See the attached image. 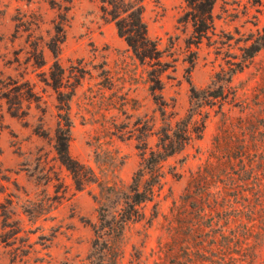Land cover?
I'll list each match as a JSON object with an SVG mask.
<instances>
[{"label": "rangeland", "instance_id": "obj_1", "mask_svg": "<svg viewBox=\"0 0 264 264\" xmlns=\"http://www.w3.org/2000/svg\"><path fill=\"white\" fill-rule=\"evenodd\" d=\"M142 5L148 36L171 66L157 97L149 90L148 68L102 18L99 0H0V264H202L196 233L187 228L194 219L181 222L174 209L191 176L213 161L212 140L223 123L264 116V49L233 77L235 97L220 113L210 109L202 138L164 162L160 189L142 207L143 219L112 236L98 231L99 215L105 209L107 220L118 216L142 160L139 147L154 149L162 124L156 102L172 123L183 116L190 89L206 88L215 73L239 61L245 38L264 27V0L260 6L216 0L213 33L197 47L187 45L191 25L178 23L183 0ZM56 36L62 37L54 58L48 46ZM56 60L63 86L75 85L69 154L94 176L81 189L54 149L57 94L49 72ZM20 88L32 96L15 100ZM259 216L247 245L236 234L244 236L248 224L229 227L220 240L225 250L216 246L209 264H264V212Z\"/></svg>", "mask_w": 264, "mask_h": 264}, {"label": "trees", "instance_id": "obj_2", "mask_svg": "<svg viewBox=\"0 0 264 264\" xmlns=\"http://www.w3.org/2000/svg\"><path fill=\"white\" fill-rule=\"evenodd\" d=\"M99 1L102 18L114 23L117 34L125 41L135 59L148 68L149 90L153 97H157L156 93L162 89L161 75L171 66L164 59V52L159 50L157 42L148 36L147 27L142 19L144 0ZM183 2L185 11L178 19V23L191 25L192 32L187 45L197 47L213 33L212 12L216 0ZM255 4L260 6L262 0H255ZM61 37L56 36V40L48 46L54 58L58 56ZM244 43L240 48L239 61L232 62L227 69L215 73L211 84L206 88L190 89L189 108L173 123L172 116H166L164 104L156 98L162 124L155 133L157 138L155 147L148 152L144 144L139 147L143 151L142 160L133 174L128 192L123 196V206L113 221L107 220V210H102L98 225L100 233L118 236L127 224L143 219L142 207L152 203L160 189L164 162L184 151L191 143L200 140L210 116V109L217 107L216 112L220 113L225 101L230 96L235 97L233 77L241 73L264 49V27L249 34ZM37 59H40V55ZM39 63H42V60ZM189 63L193 64V61ZM49 75L50 86L57 94L55 153L59 163L71 175L76 189H81L85 184L93 182L94 176L92 171L69 154L71 140L69 102L75 85L63 86L64 71L57 60L50 68ZM2 87L0 81V94ZM67 88L69 90H66ZM16 92L14 96L18 101L32 96L29 89L24 91L20 88ZM5 95L7 102L13 105L11 96ZM210 156L213 161L207 162L191 176L180 198V205L174 209L176 218L181 222L187 218L191 221L194 219L189 222L187 228L190 234L196 233L199 243L195 250L196 258L201 260L202 264L210 263L216 246L225 250L226 243L220 240L226 238L229 227H243V224H248L244 236L236 234L240 245L244 243L247 245L248 239L257 233L256 227L262 218L259 213L264 212V116L248 115L230 123L224 122L213 137Z\"/></svg>", "mask_w": 264, "mask_h": 264}]
</instances>
